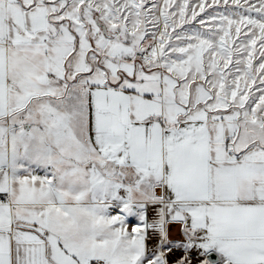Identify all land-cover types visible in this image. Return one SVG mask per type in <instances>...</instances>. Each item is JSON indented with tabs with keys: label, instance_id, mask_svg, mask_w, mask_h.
I'll return each mask as SVG.
<instances>
[{
	"label": "snow or ice",
	"instance_id": "6c2138e0",
	"mask_svg": "<svg viewBox=\"0 0 264 264\" xmlns=\"http://www.w3.org/2000/svg\"><path fill=\"white\" fill-rule=\"evenodd\" d=\"M0 264H264V0H0Z\"/></svg>",
	"mask_w": 264,
	"mask_h": 264
}]
</instances>
